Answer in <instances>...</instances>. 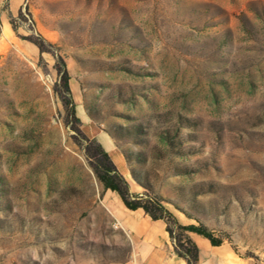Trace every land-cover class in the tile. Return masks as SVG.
<instances>
[{"label": "rangeland", "instance_id": "374dc122", "mask_svg": "<svg viewBox=\"0 0 264 264\" xmlns=\"http://www.w3.org/2000/svg\"><path fill=\"white\" fill-rule=\"evenodd\" d=\"M87 139L264 264V0H0V264L134 262Z\"/></svg>", "mask_w": 264, "mask_h": 264}, {"label": "trees", "instance_id": "16d2710c", "mask_svg": "<svg viewBox=\"0 0 264 264\" xmlns=\"http://www.w3.org/2000/svg\"><path fill=\"white\" fill-rule=\"evenodd\" d=\"M63 81L66 92L65 105L70 109V114L74 117L75 105L67 75L64 76ZM87 143V150L89 152L91 151L89 144H95L97 142L94 140L89 141L87 139ZM96 153L97 154H93V156L90 157V160L92 169L99 182L106 190H110L117 194L127 209L132 211L142 209L145 214L153 220H163L167 225V231L170 238L174 242L175 253L179 257L185 259L188 264H198L199 253L197 246L188 236H185V233H194L208 239L213 246H221L224 243L221 238L216 237L213 232L205 228L203 225L181 226L166 210L162 202L155 196L132 193L128 181L118 171L110 155L98 143ZM174 228L180 230L178 236L175 235Z\"/></svg>", "mask_w": 264, "mask_h": 264}, {"label": "crops", "instance_id": "0c3cea01", "mask_svg": "<svg viewBox=\"0 0 264 264\" xmlns=\"http://www.w3.org/2000/svg\"><path fill=\"white\" fill-rule=\"evenodd\" d=\"M117 218L134 245L132 264H188L175 253L174 242L163 220H153L142 209L132 211L125 206L120 207ZM189 237L198 248V264H251L225 242L213 246L197 234L190 233Z\"/></svg>", "mask_w": 264, "mask_h": 264}, {"label": "bare ground", "instance_id": "6f19581e", "mask_svg": "<svg viewBox=\"0 0 264 264\" xmlns=\"http://www.w3.org/2000/svg\"><path fill=\"white\" fill-rule=\"evenodd\" d=\"M120 157V156H119Z\"/></svg>", "mask_w": 264, "mask_h": 264}]
</instances>
